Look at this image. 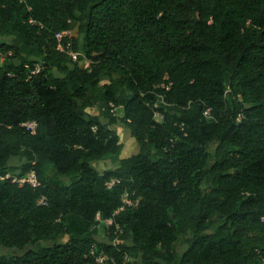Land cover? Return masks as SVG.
Masks as SVG:
<instances>
[{
  "label": "trees",
  "instance_id": "obj_1",
  "mask_svg": "<svg viewBox=\"0 0 264 264\" xmlns=\"http://www.w3.org/2000/svg\"><path fill=\"white\" fill-rule=\"evenodd\" d=\"M28 5L0 0V264H263L264 0ZM119 124L139 153L101 173Z\"/></svg>",
  "mask_w": 264,
  "mask_h": 264
},
{
  "label": "rangeland",
  "instance_id": "obj_2",
  "mask_svg": "<svg viewBox=\"0 0 264 264\" xmlns=\"http://www.w3.org/2000/svg\"><path fill=\"white\" fill-rule=\"evenodd\" d=\"M74 36L77 37V33L74 32ZM0 41H7V40L0 39ZM80 66H83L84 68H88L89 63H84L82 61L80 63ZM89 112L93 115H99V111L97 109L89 110ZM115 114L118 117H122L124 114L123 109L116 108ZM156 120L161 121L162 118L161 117L156 118ZM104 122L107 123V121H104ZM111 129L116 131L118 135L121 137L122 143L124 144V149L118 156H112L105 161H97L93 163V167L101 173L107 170L114 169L115 167H117L119 163V159H124V158L131 157L133 155H136L139 153V150H140L139 144L136 142L135 139L132 138L131 133L126 128H124L123 125L119 124L117 126H112ZM215 148H216L215 145H212L210 147L211 153L214 152ZM19 164L20 163L18 162V160H13L11 163V165H15V166ZM96 233H97V239L99 241H110L108 237V226L106 223L101 224L98 227H96ZM187 239H188V236L181 237L179 238V240L177 241L175 245L174 250H175L177 260H179L182 257L183 253L187 250V242H186ZM67 241H68V238H62L61 240H59V243L64 244ZM51 245L52 243H43L41 247H49ZM32 249H38V247H34ZM0 252L4 255L12 256V255H22L24 252H26V250H13V251L1 250Z\"/></svg>",
  "mask_w": 264,
  "mask_h": 264
},
{
  "label": "built area",
  "instance_id": "obj_3",
  "mask_svg": "<svg viewBox=\"0 0 264 264\" xmlns=\"http://www.w3.org/2000/svg\"><path fill=\"white\" fill-rule=\"evenodd\" d=\"M20 4L26 5L28 7L29 10H32V8L28 5V0H18ZM31 23H34L33 21H31ZM74 38V31H64L62 33H59L56 35V39L59 43L58 48L61 52L67 53V55L69 56V58H71L73 61H78L79 56L81 55L80 53L74 52L70 49V43L68 45L64 44V40L65 39H73ZM39 67H38V71H39ZM37 71V72H38ZM162 102L164 101L163 98H159ZM155 108H159V102L155 104ZM115 111V110H114ZM209 113L210 110H208L205 115L206 117H208L209 119H211L209 117ZM156 117H161L159 113H156ZM162 118V117H161ZM28 129L32 130V133H35L37 124L35 122L33 123H29L25 125ZM182 130H184V125L181 126ZM7 178H11L10 176H7ZM3 179V178H2ZM14 182L19 184L20 186H23L24 184H29L31 186H33L34 188L39 187L40 183L37 180V176L35 173H31L29 175H27L25 178L23 179H18V178H14ZM116 183V181L111 182L110 184H108L109 188H112L114 186V184ZM123 202L125 204V206H133V205H138V202L136 204H134L130 199H129V195L126 194L123 197ZM40 204H46V200L43 199L41 200ZM124 209V208H123ZM99 219V217H98ZM112 221H107L106 224L108 227H110L112 225ZM119 229V228H118ZM91 254L93 256H95V260L97 264H132L134 262V260L132 259V257L128 254H125V260L123 263H119L117 262L113 257H111L110 255L106 254L105 252H100V253H96V248L92 250ZM263 264H264V259H263Z\"/></svg>",
  "mask_w": 264,
  "mask_h": 264
}]
</instances>
